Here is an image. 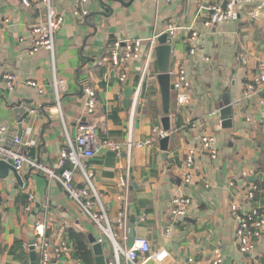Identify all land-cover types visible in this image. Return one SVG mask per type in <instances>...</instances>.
<instances>
[{"label": "crops", "instance_id": "1", "mask_svg": "<svg viewBox=\"0 0 264 264\" xmlns=\"http://www.w3.org/2000/svg\"><path fill=\"white\" fill-rule=\"evenodd\" d=\"M215 1L91 0L90 15L82 21L73 14L77 0H54L66 16L56 37V71L67 82L60 107L74 140L78 122L86 120L85 84L97 92L98 132L102 137L124 143L132 135L144 141L155 136L156 127L163 129L156 75L142 85L135 105L139 73L135 66L122 83L109 60V43L115 39L146 40L164 31L169 23L179 26L176 36L170 38L174 45L171 67L181 63L189 66L190 103L178 107L172 91L167 148L160 140L150 147L135 148L129 170V233L133 223L136 238L146 237L153 249L166 245L171 255L161 264H202L216 250L223 254L222 264H264V233L253 253H242L236 237L237 221L230 211L233 201L247 209L251 206L245 193L253 186L259 187L257 194L261 196L256 204L264 208V84L256 82L258 64L264 62V4L257 0L239 5L232 19L206 28V6ZM38 15L39 11L26 9L21 0H0V70L10 69L18 76L15 90L0 84V126L8 129L4 142L12 143L19 136L24 150L30 153L29 147H34L37 159L57 169L66 147V129L56 115L50 54L45 50L29 53V28ZM191 30L199 33L194 55L185 44ZM31 79L44 86L43 93L27 85ZM128 88L133 93L126 107ZM19 101L30 111L22 128L17 119L21 113L14 110ZM228 105L233 109L232 125L223 127L229 116H222L221 109ZM204 135L214 136L218 157L199 153L193 178L187 183V154L200 146ZM125 156L99 148L83 161L94 172L95 189L112 220L124 208L119 198L118 166L125 164ZM20 173L23 179L27 176L22 185L12 172L0 179V264H31L33 241L39 262L37 245L43 239L51 264H85L71 251L74 241L69 232L82 234L92 247L91 240L101 235L98 227L57 181L36 171ZM76 180L83 185L78 171ZM178 195L190 197L192 204L184 217L175 218L172 199ZM122 263L126 264L124 258Z\"/></svg>", "mask_w": 264, "mask_h": 264}, {"label": "built area", "instance_id": "2", "mask_svg": "<svg viewBox=\"0 0 264 264\" xmlns=\"http://www.w3.org/2000/svg\"><path fill=\"white\" fill-rule=\"evenodd\" d=\"M78 7L73 14L78 20L85 21L90 15L89 4L91 0H77ZM257 0H216L207 4V18L204 21L206 28H211L217 24L232 19L239 5L253 3ZM264 1V0H263ZM22 5L28 10L39 11L38 17L30 24V47L31 55L45 50L49 52L53 67L52 86L55 92L56 115L66 129V147L62 149L57 169L50 167L42 160L32 158L28 152L22 148V140L15 136L12 143L3 140L7 133L6 126H0V160L9 161L19 172L29 170L36 171L47 177V179L57 181L65 190L69 198L79 206L87 218L94 222L101 235L96 242L103 244V251L106 257V264H147L155 261L158 264L165 262L171 255L169 248L162 245L153 249L151 242L146 237H138L132 247L128 246L129 241V221L128 204L130 200L131 182L129 170L132 164V154L137 147H150L155 142L165 137L168 133L163 129L155 128V136L144 141L134 139L129 135L124 143L116 142L108 137H102L98 132L101 127V120L98 116V98L94 87L85 84L82 88L84 99L85 121H79L77 125V135L75 140L70 136L60 107V97L67 89V82L60 77L57 68L56 37L66 21L65 13L60 11L54 0H21ZM42 10V12H40ZM179 26L169 23L164 31L153 33L146 40L131 38L126 40H112L109 43V60L115 66L119 74V80L124 83L129 73L133 71L139 73V87L135 94V105L138 103L142 85L147 80L157 77L156 47L159 36L167 32L169 38L176 36ZM199 33L191 30L185 39V44L189 48V54L198 52L197 40ZM171 74V90L176 94L177 106L184 108L190 103L191 73L188 65L181 63L169 70ZM153 76V78H152ZM18 76L10 69L0 70V84L15 90ZM259 84H264V62L258 64ZM27 85L36 88L40 93L44 92V86L35 80H28ZM249 90L254 88L250 85ZM248 92V90H247ZM105 148L115 152L118 156L125 154V164L119 163L120 170L119 187L122 190L119 198L124 204V208L118 212L116 219H111L105 205H103L93 183L94 172L88 170L83 161L92 157L96 150ZM201 152L208 153L213 159L218 157V150L215 147V138L211 135H204L200 140V146L191 149L185 160L184 180L189 183L193 178L195 159ZM76 171L81 175L83 185L76 180ZM259 187L253 186L245 193V199L250 203L249 208L239 202L233 201L230 211L237 221L236 237L239 249L244 254H251L255 251L257 240L264 233V208L256 204ZM29 197L34 198L31 193ZM192 204L190 197L184 195L175 196L172 199L171 214L175 218L184 217ZM41 235L43 231L39 229ZM36 249V244H35ZM72 249V248H71ZM39 253L38 264H51V255L46 247L45 240L37 245ZM67 250V248H64ZM223 254L219 250L208 261L202 264H222ZM259 264V263H256Z\"/></svg>", "mask_w": 264, "mask_h": 264}, {"label": "water", "instance_id": "3", "mask_svg": "<svg viewBox=\"0 0 264 264\" xmlns=\"http://www.w3.org/2000/svg\"><path fill=\"white\" fill-rule=\"evenodd\" d=\"M122 2V0H119ZM261 3L264 4V1L261 0ZM128 4V3H125ZM173 43L169 38V34L167 32L162 33L158 38V45L156 47V61H157V81L160 88L161 93V100H162V107L164 116L162 118V125L163 130L165 132H169L171 130V100H172V90H171V74L169 73V70L171 68V58L173 54ZM133 93L132 88H128L125 91V106L128 107L131 104V96ZM15 113H18L21 115H17L18 122L20 123V128H22L23 121L30 116V111L25 109V107L22 106V101L17 102L15 106ZM232 107L231 106H225L221 109V115L222 116H229V118L225 119L222 122L223 127H230L232 125ZM22 132V129H20V133ZM170 139V136L167 134L165 137L160 139L161 144L164 145L165 148H167V143ZM30 153L29 156L32 158H36L35 156V148L29 147ZM13 173L14 177L20 183V185L23 184V180L27 179V176L24 177L22 174L15 169V167L11 164L9 161L0 160V179L6 178L10 173ZM255 178V177H254ZM136 239L135 230H134V224H131V229L129 233V241L128 246L132 247ZM92 248L95 254V264H106V257L104 255V249L103 244L96 242V239L93 238L92 240ZM31 252H30V258H31V264H38L37 262V251L35 249L34 241L32 242L30 246Z\"/></svg>", "mask_w": 264, "mask_h": 264}, {"label": "trees", "instance_id": "4", "mask_svg": "<svg viewBox=\"0 0 264 264\" xmlns=\"http://www.w3.org/2000/svg\"><path fill=\"white\" fill-rule=\"evenodd\" d=\"M261 198L260 193L257 194V200ZM70 240L74 241V246L72 247L71 251H75L77 257L83 261L85 264H95V257L93 253L92 247L88 244L86 238H82V234L77 232L71 231ZM21 243L19 242L16 245V248H20Z\"/></svg>", "mask_w": 264, "mask_h": 264}]
</instances>
